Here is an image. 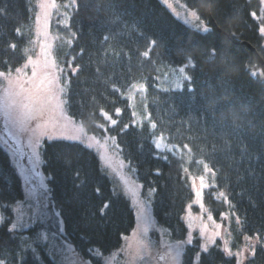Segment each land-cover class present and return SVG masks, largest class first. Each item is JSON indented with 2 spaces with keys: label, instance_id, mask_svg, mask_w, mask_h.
<instances>
[{
  "label": "trees",
  "instance_id": "obj_1",
  "mask_svg": "<svg viewBox=\"0 0 264 264\" xmlns=\"http://www.w3.org/2000/svg\"><path fill=\"white\" fill-rule=\"evenodd\" d=\"M78 3L82 6L74 8L69 16V30L76 34L73 46H54L55 55L65 68L72 56L77 57L73 66H81L76 76L68 73V112L77 118L83 113L81 122L86 132L93 135L104 133L97 124L108 127L99 114L101 108L118 120L108 132L117 136L123 159L135 165L136 180L143 185V198L149 189H155L149 199L150 211L154 221L165 229L168 242L176 243L186 236L182 219L192 200V190L183 169L188 168L189 175L199 176L200 159L216 170V189L225 191L237 214L246 221L241 227L232 218L228 227L231 247L238 249L244 234L252 235L257 229L264 232V82H257L264 78L250 77L251 71H264V37L259 35L258 26L249 15L250 10L258 8V0L251 3L217 0L212 12L202 6V0H187L213 28L215 35L207 37L177 20L158 0H78ZM36 7V0H0V8L6 9V14L0 16V41L19 40L14 55L0 57L9 61L0 66V71L9 67L14 70L25 62L24 50L32 47L30 41L35 39ZM237 10L238 18L226 30L222 24ZM117 17V23H112ZM16 27L21 28L22 37H15ZM105 35L109 37L107 41ZM151 39H156L157 45L146 59L142 53ZM212 46L217 48L214 60L209 57ZM248 46L262 59V65L256 62ZM225 47L235 58V76L225 75L214 67ZM182 48L193 51L196 67L187 70L191 80L185 83L183 91L159 89L156 82L159 69L187 62ZM35 52L34 49L29 54ZM133 83L147 87V92L138 99L143 108L147 104L157 124L155 130L149 122L132 126L133 110L127 96ZM188 88L195 91L189 92ZM117 107L122 109L119 117L115 115ZM125 123L129 129L121 132ZM161 133L170 144L188 143L193 149L191 159L157 153L152 139ZM41 154L50 198L61 212L63 239L78 256L93 262H96L94 253L105 255L119 249L123 237L134 226V213L96 154L66 141H43ZM165 156L167 160L163 159ZM97 187L101 190L99 197L95 193ZM213 190H205L204 204L218 219L229 208L223 200L215 199ZM22 195L19 174L7 151L0 147V215L5 218L0 225V259L6 264H55L37 236L40 230H56L57 218L48 221V228L36 224L26 231H8L13 220L11 207L23 199ZM105 201L111 202L110 209L101 217L99 209ZM220 243L217 241L210 249L211 255L201 254L197 262L198 240L193 241L185 247L181 264H228ZM29 245L37 251L33 253ZM256 248V255L249 256L245 264H264V248L260 245ZM21 255L22 260L18 259ZM231 264H235L234 258Z\"/></svg>",
  "mask_w": 264,
  "mask_h": 264
},
{
  "label": "snow or ice",
  "instance_id": "obj_2",
  "mask_svg": "<svg viewBox=\"0 0 264 264\" xmlns=\"http://www.w3.org/2000/svg\"><path fill=\"white\" fill-rule=\"evenodd\" d=\"M161 2L170 10H173V5L168 3V0H161ZM251 3V0H249ZM82 5L78 3V0H70L69 3L63 5L65 9L76 8L77 10ZM202 6L215 9L217 6V0H202ZM111 6H109L110 8ZM39 11L35 13V39L30 41L32 47L26 48V60L20 67H16L14 70L9 67L7 71H0V80L4 81V86L0 88V116L5 121L7 139L0 137V143L6 146V151L11 157L15 159V165L18 168L23 181L28 185L27 195L28 199L32 203H28L26 207L21 206L19 203L16 205L15 221L10 224L9 232L14 230L29 229L37 223L44 224L51 219L49 211L48 201V186L45 183V178L40 171L42 162L41 150L43 148V141L45 139L52 141L62 140L69 143H76L86 146L91 150L96 148L101 150L100 158L103 160L106 168L113 169V171L119 173L120 179L123 182L126 193L130 194L134 198L135 203L139 201V191L143 187L135 179L130 176H135L137 169L130 160L118 159L122 152L121 144L117 142L116 135H110L108 132L109 127H115L118 124V120L114 119L103 108L100 109L99 114L108 122V127L103 124H97L98 128L103 129L104 135L97 138L95 135H89L84 124L81 122L83 119V113L77 118L74 115H70L68 112V97L67 90L70 82L68 73L71 72L72 76H76L81 71V66L76 64L73 66V62L76 60V56H72L65 68L62 62H59L54 51L55 42L60 40L62 43L67 44L69 48L73 46V41L76 38L75 33H71V39H63L59 35H54L50 32V21L53 17V10L59 13L60 5L56 3V0H40L38 5ZM179 8L182 10L183 15L177 16L185 26H192L202 36L207 37L209 35H215L213 28L209 26L206 20L202 17L196 7L192 4L184 3L179 4ZM97 11L100 10V6L97 5ZM174 11V10H173ZM6 14V9L0 8V16ZM64 20L58 21L64 28H69V24L66 22L68 19V13L64 12ZM251 19L256 22L258 26V33L261 37H264V0H258V8L250 10L249 13ZM239 16V11L234 12L233 16L229 18L228 23L236 20ZM119 17L114 19L112 23H117ZM193 22H196L195 24ZM15 37L19 38L23 36L20 27L14 29ZM235 37L236 33L232 32ZM109 37L104 36V40L107 41ZM19 40L12 42L10 40L0 41V57H6L14 55L18 50ZM157 45L156 39H151L146 51L142 53L144 58H149L152 49ZM196 45H193V49ZM35 48L38 51L34 55L29 54L33 52ZM83 50H81L82 52ZM181 53L187 57V62L183 66L176 70L173 80L168 81L170 87L175 90L183 91V84L185 81H190L191 76L186 73V68L196 67V62L193 58V51L191 49H180ZM217 56V48L212 46L210 48L209 57L215 59ZM8 60H0V66L8 64ZM30 69V71H29ZM99 71V69H97ZM250 77L253 80L257 78H264V71H251ZM257 82H264L257 80ZM116 92H120V88L114 86ZM165 91L168 88L164 89ZM189 92H194L193 88H188ZM135 92L141 93L143 96L147 92L145 84L139 85L133 83L128 90L127 99L129 100V106H132V101L135 99ZM144 120L149 122L150 128L155 130L157 124L153 122L151 113L148 112L147 104L144 107ZM122 113V109L117 107L115 109V115L119 117ZM134 118L132 126L135 127L141 124L142 121L137 116V113L133 111L131 113ZM129 129V124H123L120 129L121 132H126ZM22 137H26V143L22 144ZM153 146L157 153H172L174 155H180L181 157L187 155L189 160L191 159L193 149L188 143L183 144L181 149L179 144H169L165 141L164 135L161 133L159 136H154L152 140ZM227 144V141H226ZM111 150V155L109 154ZM118 159V162H117ZM167 160V157H163ZM27 161V166L23 161ZM197 163L203 165L204 175L198 177L199 187H197L196 177H189L192 182V190L195 197V203L201 209V215L193 217L191 214L192 205H188L187 211L189 213L188 219V237L186 243L191 245L193 243L192 229L199 228V236L203 243L200 244V251L197 253L195 260H200L201 254L211 255L210 249L216 245L217 240L223 242V247L220 249L223 254L228 257V264H231L232 258H235V264H245V260L251 256L256 255V246L260 245L264 248V232L255 230L252 235L244 234L243 240L245 245L236 251L230 247V239H226L225 236L231 237V232L227 230V226L223 223L227 221L229 224L232 222V218L235 220L237 226H243L246 221L241 215L235 211V205L229 200L225 191H219L215 193L216 199L222 198L224 203L228 206L229 211L221 212L219 215V222L217 219L209 213L207 215V222L203 218V213L208 210L204 204V193L208 188H216L214 180L213 183L207 182V175L211 174L213 178L216 176V170L209 166V163L204 159H200ZM127 169V173H125ZM184 172H188V168L183 169ZM159 170H157V175ZM155 189L148 190V197L153 195ZM96 195L99 197L101 190L99 187L95 189ZM110 201H105L99 209L101 217L106 216L110 209ZM139 215L143 220L144 227L133 233V243L130 245L129 264H136V262L143 260L144 257L150 254L152 247V241L148 238L149 228L152 226V219L149 216L144 215L143 204L138 208ZM56 217H61V212L56 211L54 213ZM4 216L0 215V225L4 223ZM199 221V223H196ZM62 223V219L57 221V229L50 233L53 241L60 239L63 234V229L59 226ZM222 229L224 231L222 232ZM48 233L41 232V237L44 240L48 239ZM27 239V237H25ZM53 248L56 247L53 243ZM29 249L35 253L36 248L29 245ZM185 243H168L165 245V251L157 255V261H164L165 264H180L181 257L184 255ZM68 252H72L69 247ZM18 259L22 260L23 256H19ZM66 259H69L66 257ZM0 264H6L4 259H0Z\"/></svg>",
  "mask_w": 264,
  "mask_h": 264
},
{
  "label": "rangeland",
  "instance_id": "obj_3",
  "mask_svg": "<svg viewBox=\"0 0 264 264\" xmlns=\"http://www.w3.org/2000/svg\"><path fill=\"white\" fill-rule=\"evenodd\" d=\"M158 1L163 6H165L161 2V0H158ZM69 2H70V0H64V1L56 0V3L58 5H60V10H59V13H57L55 10H53V17H52V20L50 21V32L52 34H54V35H59L60 37H62L65 40L72 38L71 37V32H70L69 28H67V29L64 28L62 26V24L58 23V21L64 20V17H63L62 14L64 12H67L68 13V19L66 20V22L69 24V20H70L69 16H71L74 8L65 9L63 7L64 4L69 3ZM36 3H37V7H36L37 11H39L38 5L40 3V0H36ZM168 3L173 5V10L174 11L168 9L166 6L165 7L169 10V12L176 19H177V16L183 15L182 10L179 8V4H181V2L179 0H168ZM193 23L195 24L196 22H193ZM52 26H54L53 28H55V30H53V31L51 30ZM188 27L193 29V30H195V28L192 27V26H188ZM34 29H35V22H34ZM55 44H56V46H59V47H67V44L62 43L60 40H57L55 42ZM35 50L37 52L38 48H35ZM184 64H186V62ZM184 64L176 66L174 68H168L166 70L159 69L157 74H156L157 87L159 89H163V90L165 88H168V90H175L174 88L170 87L168 81L173 80L174 75L176 74V70L179 67L183 66ZM188 68H190V67H188ZM188 68H186V70H185L187 74H188V71H187ZM29 71H30V69H29ZM4 83H5L4 81L0 80V88H2L4 86ZM185 83H188V81H185L183 86L185 85ZM140 95H141V93L135 92V99L132 101L131 109L137 113V116L139 117V119L142 121V123H144V122H148V121L144 120V115H145L144 108L142 107V105L140 104V100L138 99L139 98L138 96H140ZM128 102H129V100H128ZM89 135H93V134H89ZM103 135H104V133L100 134V135H95V136H97V138H100ZM157 136H159V135H157ZM0 137H3L5 139H7L5 121H4L2 116H0ZM21 140H22V144L26 143V137H22ZM44 141L51 142V141H49L47 139H45ZM52 141H62V140L54 139ZM165 141H166V139H165ZM0 147H2L4 150H6V146L4 144L0 143ZM83 147L86 148V146H83ZM180 147H181V149L183 148V146H180ZM91 151L94 152L96 154V156L98 157L101 166L105 169L104 171H106L108 176L114 182L115 188H117L126 197V199H128L127 201L130 202L131 208L133 210L132 212L134 213V218H135L134 226L131 229V231L128 232V234L123 237L122 243H121V247L119 249H115V250H113L110 253L105 254V255H100V254L94 253L93 256L95 257L96 262H93L90 259H84V258H81V256H78L79 254L74 250L73 246H71L70 243L66 242L63 239V236L60 239H57V240L53 241V238L51 237L50 233L55 231V230L48 231V232H46L45 230H40L38 232V236L37 237H38L40 242L45 243L46 254L55 262V264H129L130 257H129L128 253L130 251V245L133 243V233L137 232L139 229H142L144 227L143 220L141 219V217L139 215V212H138V208L140 207L141 204H143L144 215L145 216H149L152 219V226H150L149 233H148V238L150 239V241H152V247L150 249V254L148 256L144 257L143 260L136 262V264H165L164 261H159L158 262L156 257H157L158 254L163 253L165 251V245L168 244L169 242H168L167 237H166L167 234H166L165 229L162 228L161 226H159L154 221V217L152 215V212L150 211L151 210V205H150L151 200H149L150 197H148V195H147V197L143 198V196L141 195V189H140V191H139V201H140V203L139 204L135 203L134 202V198L130 194L126 193L125 187L123 185L122 180L120 179L119 173L113 171V169L105 167L103 160L100 158V154H101L102 149L101 150H97L96 148H93V149H91ZM165 153H167V152H165ZM109 154L110 155L112 154L110 149H109ZM169 154L174 155L172 153H169ZM174 156L181 157L180 155H174ZM9 157L11 159L12 165L15 167V169H16V171L19 174V177L21 179V186H22V189H23V195L22 196H24L21 201L17 202L15 205H13L11 207L12 214H13L12 222H14L15 221V211H14V209L16 208V205L19 203L21 206L26 207V205L28 203H32V201L28 199V195H27L28 185H26L24 183L23 178H22L18 168L15 165V159L16 158L11 157L10 154H9ZM181 158H183L185 160H188V156L187 155H184ZM118 159H123L121 154L119 155ZM118 159H117V162H118ZM23 163L25 164V166H27V161L26 160L23 161ZM199 165L202 168L199 176L200 175H204L203 165H201V164H199ZM40 171H41L42 175L44 176L45 183L47 185V178H46L45 174H43L41 166H40ZM124 171H125V173H127V169H125ZM199 176L196 177L197 178V180H196L197 187H199V180H198ZM189 177H195V176L189 175V174H187L185 172L184 173V178H186V180H187V182H188V184L190 186L189 188H191V190H192V182L189 179ZM130 178L136 180L135 176H130ZM206 179H207V182L209 184L213 183L214 178L211 176V174H208ZM214 182H215V180H214ZM210 189H213V188L210 187ZM218 192H219V190L214 188L213 195L215 193H218ZM191 198H192V200L188 204V205H190V204L192 205L191 214L193 215V217L200 216L201 215V209L195 203V197H194L193 190H192V197ZM220 199L223 200L222 198H220ZM220 199H216V200H220ZM48 201H49V211H50V214H51V219L53 218V220H54V217H55V218H57V221L60 220L61 217H56L54 215V213L56 211H58V209H56L55 206L53 205V201L50 198L49 192H48ZM208 214H209L208 211L203 213V218H204L205 222H207V215ZM188 215H189V213H188V211L186 209L185 214H184L183 219H182V220H184V223H185V226H186V229H185L187 231L186 232V236H185V238L183 240H181L179 242H176V243H185V247L188 246V244L186 243L187 237H188V232H189V228H188V223L189 222H188V219H187ZM217 218H218L217 221L219 222V216ZM196 223H199V221H196ZM223 223L227 226V230H228V227L230 226V224L227 221H225ZM37 224H40V223H37ZM40 225L42 227L45 226L46 228H48V226H47L48 222H46L44 224H40ZM34 226H32V227H34ZM59 226L63 229L62 223ZM26 230H28V229H23V230L18 229V230H14V231H26ZM223 231H224V229H222V232ZM41 232H46V233L49 234L47 240H44L41 237ZM192 234H193V241L198 240V248H199L200 244L203 243L202 239L199 236V228L197 227V228L192 229ZM62 235H64V234H62ZM225 238L226 239H230V237H228V236H225ZM217 241H220V240L218 239ZM220 242H221L220 243V247L222 248L223 247V242L222 241H220ZM53 243H55V245H56L55 248H53V246H52ZM244 245H245V241H243V243H241V246L239 248L243 247ZM69 247L72 249V252H68ZM230 247H231V243H230ZM232 249H233V251L237 250V249H234V248H232ZM199 251H200V248H199ZM66 257H68L69 259H66ZM180 264H181V262H180Z\"/></svg>",
  "mask_w": 264,
  "mask_h": 264
},
{
  "label": "clouds",
  "instance_id": "obj_4",
  "mask_svg": "<svg viewBox=\"0 0 264 264\" xmlns=\"http://www.w3.org/2000/svg\"><path fill=\"white\" fill-rule=\"evenodd\" d=\"M204 8L209 12L214 11V9H209L206 7ZM233 23H235V20L231 23L225 21L224 24H222V27H226V30H230ZM229 57H231V63L229 62ZM214 67L219 68L225 75L235 76L237 74L235 58L232 57L231 54L228 52L227 47H225V49L221 52L220 57L214 64Z\"/></svg>",
  "mask_w": 264,
  "mask_h": 264
},
{
  "label": "water",
  "instance_id": "obj_5",
  "mask_svg": "<svg viewBox=\"0 0 264 264\" xmlns=\"http://www.w3.org/2000/svg\"><path fill=\"white\" fill-rule=\"evenodd\" d=\"M248 48H249L248 50H250L253 53V55L255 56V60L257 61V63H259L260 65H262L263 64V61L259 57V55L255 52V50L252 47H250V46H248Z\"/></svg>",
  "mask_w": 264,
  "mask_h": 264
},
{
  "label": "bare ground",
  "instance_id": "obj_6",
  "mask_svg": "<svg viewBox=\"0 0 264 264\" xmlns=\"http://www.w3.org/2000/svg\"><path fill=\"white\" fill-rule=\"evenodd\" d=\"M257 62V61H256Z\"/></svg>",
  "mask_w": 264,
  "mask_h": 264
}]
</instances>
